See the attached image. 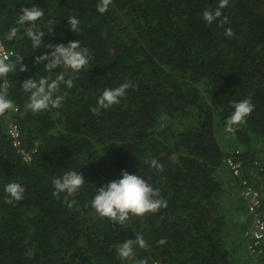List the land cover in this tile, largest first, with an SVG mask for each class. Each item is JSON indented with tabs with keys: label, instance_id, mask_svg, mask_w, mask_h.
<instances>
[{
	"label": "trees",
	"instance_id": "trees-1",
	"mask_svg": "<svg viewBox=\"0 0 264 264\" xmlns=\"http://www.w3.org/2000/svg\"><path fill=\"white\" fill-rule=\"evenodd\" d=\"M98 2L0 0V41L24 55L29 69L0 80V94L19 109L0 116V264H251L223 236L229 222L218 172L229 155L218 137L228 134L233 103L250 98L253 112L230 134L245 167H264L256 146L264 141V0H229L223 25L202 20L219 0H112L104 15ZM34 5L56 23L45 43L80 40L90 53L74 86L61 90L62 107L38 115L25 112L21 83L44 75L43 65H35L27 38L3 39L20 10ZM73 16L79 35L66 30ZM125 82L130 87L119 105L93 111L105 88ZM10 120L23 149L35 151L30 163L12 146ZM153 158L162 172L143 164ZM73 169L86 184L74 196L53 195V179ZM125 170L151 176L167 207L120 226L98 217L91 200ZM11 182L25 192L8 203L4 186ZM136 235L148 246L122 262L116 247Z\"/></svg>",
	"mask_w": 264,
	"mask_h": 264
},
{
	"label": "clouds",
	"instance_id": "clouds-1",
	"mask_svg": "<svg viewBox=\"0 0 264 264\" xmlns=\"http://www.w3.org/2000/svg\"><path fill=\"white\" fill-rule=\"evenodd\" d=\"M228 4L229 0H219L214 9L209 8L202 13V20L208 25L217 21H220L221 25L227 24L228 19L223 15V9ZM111 6L112 0H99L96 5V12L104 15ZM44 16L43 10L35 5L24 7L20 10L14 25L3 34V39L8 42L27 38L34 53L32 56L35 58V65H43L41 73L44 75L37 74L34 78L25 79L21 83V88L27 96L24 110L33 115L60 109L65 99L61 90L63 88L71 89L74 86L73 78L85 70L90 63L89 50L81 46L80 40L71 41L68 44L45 43L46 34L55 36L53 26L56 23L52 19L45 21ZM221 17H223L222 20ZM67 21L66 30L79 35L81 31L80 20L73 16ZM45 29H47V33ZM225 36L227 38L233 36L231 28L225 29ZM40 50L46 51L44 54L37 55L36 53ZM24 61L25 56L16 53H11L10 58L9 55L0 58V80L6 81L8 75L16 71H29ZM129 87V83L125 82L117 87L105 88L98 97L97 107L93 111L107 110L119 105L126 96ZM232 107L231 115L225 120L224 130L228 133H232L237 126L244 123L254 110L250 98L235 102ZM10 110H15L14 101L6 94H0V116H4ZM237 150L241 151L242 154L244 152L237 148L228 152V155H232ZM225 160V167L231 173ZM143 164L156 172L163 171V165L155 158L145 161ZM145 175L147 174L143 172L139 175L130 174L125 170L122 172L121 178L98 188L91 200V208L95 214L103 220H111L112 223L123 226L132 218H142L147 214H155L160 209L167 207V202L161 197L160 190L153 186L151 176H148L146 180ZM231 175L233 176L232 173ZM85 184L86 181L78 170H65L53 179V195L74 196ZM4 192L7 196V202L12 203L23 199L25 189L20 183L11 182L4 186ZM165 243L164 239L159 241L160 245ZM147 246L143 236L136 235L134 240L128 239L119 244L115 251L119 259L124 262L134 260L137 247L143 249ZM134 264H147V261L134 260Z\"/></svg>",
	"mask_w": 264,
	"mask_h": 264
},
{
	"label": "built area",
	"instance_id": "built-area-1",
	"mask_svg": "<svg viewBox=\"0 0 264 264\" xmlns=\"http://www.w3.org/2000/svg\"><path fill=\"white\" fill-rule=\"evenodd\" d=\"M9 53L0 41V58ZM15 106V105H14ZM19 109L10 110L9 117L18 113ZM9 137L12 146L22 156L26 163L33 160L34 152L26 151L22 146V135L18 126L10 120ZM241 151L237 150L226 158L225 163L230 169L240 187V197L246 208L248 223L244 232L246 249L258 260V264H264V167L257 161L251 167H245L240 159ZM155 264H162L157 261Z\"/></svg>",
	"mask_w": 264,
	"mask_h": 264
},
{
	"label": "rangeland",
	"instance_id": "rangeland-1",
	"mask_svg": "<svg viewBox=\"0 0 264 264\" xmlns=\"http://www.w3.org/2000/svg\"><path fill=\"white\" fill-rule=\"evenodd\" d=\"M219 143L221 147L225 151L233 150V148L236 145H239V143H235V137L233 134L230 133H223L222 136L220 135L218 137ZM255 144V143H254ZM257 149L259 151V154L264 155V141L256 142ZM223 171V167L218 172V177L220 178V174ZM223 183L225 184L226 180L223 178ZM237 204L240 206V211H236L233 207V205L228 204L227 207L224 209V214L226 218L228 219L229 226H227V229H225L223 236L226 239V244L229 247H232V249L235 250V252L239 255V257H244L246 261L250 262L251 264H255L256 258L250 255L247 252L246 249V243L242 236V230L241 226L236 223V217L237 215H241L242 213V206L240 200H237ZM245 208V207H244ZM238 212V214H237ZM237 214V215H236Z\"/></svg>",
	"mask_w": 264,
	"mask_h": 264
},
{
	"label": "crops",
	"instance_id": "crops-1",
	"mask_svg": "<svg viewBox=\"0 0 264 264\" xmlns=\"http://www.w3.org/2000/svg\"><path fill=\"white\" fill-rule=\"evenodd\" d=\"M235 149H237V146H235L233 148V150H235ZM233 150H229L227 152H231ZM223 178L226 180V182L224 184L225 190H224L223 196H224V199H225L227 205L231 204V205H233V207L236 211H240V206L237 204V200H240L241 205L243 204V202H242L241 197H240V187L238 185V182L233 178V176L231 175V173L229 172V170L226 167L223 168V171L221 172L219 179L221 181H223L222 180ZM241 213L242 214L239 215L237 212L238 215L236 214L237 215L236 223L241 226L242 236L244 239V232H245V229H246V226L248 223V215H247L246 210L243 206H242V212ZM255 264H258L257 259L255 260Z\"/></svg>",
	"mask_w": 264,
	"mask_h": 264
}]
</instances>
